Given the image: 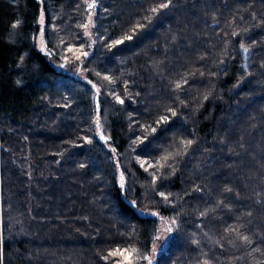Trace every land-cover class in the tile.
<instances>
[{
	"label": "trees",
	"instance_id": "trees-1",
	"mask_svg": "<svg viewBox=\"0 0 264 264\" xmlns=\"http://www.w3.org/2000/svg\"><path fill=\"white\" fill-rule=\"evenodd\" d=\"M164 2L98 0L92 30L97 42L82 65L101 90L97 96L73 68L59 67L61 50L52 31L55 26L65 41L79 45L73 37L83 36L76 28L87 19L83 0H0V264H112L100 255L117 246L149 255L159 225L142 209L159 211L168 221L180 213L179 230L154 264H196L202 253L215 257V264L264 260L260 253L248 255L255 244L241 246L235 233H224L243 224L241 234L256 241L264 230V0H172L170 8L150 12ZM41 9L45 40L57 53L52 57L36 47ZM137 23L144 27L133 40L112 52L97 39L122 38ZM111 91L125 103L117 104ZM97 101L107 142L97 134ZM161 115L169 123L155 138L134 143L147 135L143 126H156ZM186 139L195 143L169 162L175 175L168 168V178L154 187L153 169L145 172L136 157L155 163ZM157 192L171 193V205ZM217 201L231 211L221 206L200 216ZM248 211L250 217L242 215ZM193 238L199 245H192Z\"/></svg>",
	"mask_w": 264,
	"mask_h": 264
},
{
	"label": "snow or ice",
	"instance_id": "snow-or-ice-1",
	"mask_svg": "<svg viewBox=\"0 0 264 264\" xmlns=\"http://www.w3.org/2000/svg\"><path fill=\"white\" fill-rule=\"evenodd\" d=\"M42 2H43V0H41V3ZM83 3L86 6L85 11L88 13L87 19L83 23H77L76 24V28L78 30H82L83 36L80 37V36L74 35V37H73L74 39H79L81 41L79 43V45L65 41L62 36H59V32L61 30L56 28L55 26H53L52 31L57 34L58 43L56 45V48L61 50L60 59H61L62 63L59 64V67L62 69H68L70 67L73 68L75 70L74 74L85 79L87 81V83L89 85H91V87L93 89H95V92L98 96L100 94V91H101L100 88L97 87V85L95 83H93L91 80H87V78L83 75L85 72L89 71V69H87L86 67H82V65L85 64V61L90 59V56L92 55V53H90L89 50L92 49L97 42V40L93 39L92 30L97 28V24H96L95 20L93 19V17L95 15V10L98 7H100V4L98 3V0H83ZM171 6H172V0H166V2L150 8V12L155 14V13H158L159 11H161L163 9H168ZM79 7H80V5H77V8H79ZM104 11L107 12V9L105 8ZM253 19H255V17H253ZM18 24H19V21L14 23L12 25V27L16 28L18 26ZM38 24L40 25V29H39L40 47H39V50H40V52L44 53L46 56L52 57V56L56 55L57 53L48 48V42H46V40H45V27H44V25H45V11H44V9H41V11L39 13ZM143 27H144L143 24L137 23V24L133 25L132 34H125L122 38H117V39H112L110 36L107 39H105V37L103 35H100L99 37H97V39L103 42V46L106 48V50L108 52H112L113 49H116L118 46L124 44L125 41H132L135 33L138 30L142 29ZM244 31L247 32L248 29H244ZM231 35L237 36L238 33L233 31L231 33ZM255 44H256V42L253 41L252 45L255 46ZM240 49L244 53H248L250 51L249 46H246L243 41H241V43H240ZM201 59H203V57H201ZM22 60H23V57H21V61ZM221 63H224V62L221 61ZM261 67L264 68V64H262ZM95 74L97 77H101L100 72L97 71ZM200 75H204V73L201 72ZM249 75H250V73H249ZM102 79L104 81H107L108 84H115V82H116L114 78H112L108 75H104L102 77ZM17 83H19V81H17ZM183 83L186 84L187 80L183 79ZM175 87H176V89H181L182 84L176 83ZM108 95L112 96L117 104L123 105L125 103V100L122 99L120 95H117L114 91L109 92ZM128 95L130 96L131 94L129 93ZM209 95H210V93L204 95L203 99L207 100L209 98ZM179 104L182 106H186L184 100H179ZM96 110H97V116L95 117V124H96V128H97V134H99L101 140L107 142V140L110 138H106L103 135V132L101 131V124H100V119H99V115H98V113L100 111V105H99L98 101L96 102ZM166 111L170 112L173 117L177 115V111L171 107L167 108ZM168 123H169V117L167 115H161L155 121L156 126H151V125L143 126L144 131L147 133V135H145L143 137L138 136L136 138V141H134V143H136L138 141L139 144H144L145 141L149 140V136H152L153 138H155L157 131H158V128H160L162 125H167ZM149 128H150V132H149ZM82 139H84L85 143H88V144L92 143V140L88 137H82ZM179 143H180V149H178L175 152H169V151L163 152L159 156V158L156 159L155 163H150L148 160L141 159L140 156L136 157L137 163L140 165V167L145 172H148L149 169H153V172L151 173V183L154 187H156L158 185V181L162 182L163 180L168 178L167 175H165V172L168 168H172L171 175H175L176 169L173 168L169 162L171 160L175 159L177 156L183 155L185 152H187L188 148H190L195 143V141L192 139H186V140H181ZM221 143H223V141H221ZM110 150L113 153L116 152L115 148H111ZM80 167L83 168L84 165L81 164ZM120 167L121 166L119 164V161H117L116 162V169L119 172L118 183H119V187L121 189H124L125 185H126V178H125V173L123 171H120ZM157 172H159L160 174L157 175L156 174ZM200 190L201 189L198 186L194 189V191H196V192H199ZM224 191L226 193H231L232 189L230 187H225ZM157 195H159L161 197V199L165 205H171V199H170L171 193L157 192ZM237 200H239V193H237ZM132 203H133L134 207L137 204L136 201H133ZM221 206L228 209V211H231L230 205L223 203V201H217V203L214 207L206 209L203 212H200V216L201 217L206 216L208 214V212H215L216 209L221 207ZM141 211H144V210L142 209ZM150 215H152L154 217H159L160 213H159V211H152L150 213ZM242 215L250 217L252 215V212L248 211V212L243 213ZM179 216H180V213H176L175 216H173L169 221H167L168 226L164 228V233H166L167 235H157V236L153 237L154 243L152 246L151 254L144 255L135 246H128V247H124V248L117 246L114 249L108 250L107 255L101 254L100 259L104 260L106 262L111 260L112 264H138V260H141V259L146 261L147 264H154V261L156 259V253L164 247V245L167 242V239L170 237V235L174 231L179 230V228H178ZM161 219H163V217H161ZM236 219L240 220L241 217L237 216ZM243 227H244L243 224L239 225L238 227H233L230 225L229 227L224 229V233L225 234L235 233V236L237 237V240L241 246H252L255 244L256 246L252 247L251 252L248 253L249 256H251L252 253H260L261 255H264V230L261 231L258 239L256 241H254V239L252 238L251 235L241 234L240 229ZM159 231H160V229H157V232H159ZM204 235L206 237L208 236L207 233H204ZM223 239H224V237H221V240H223ZM209 240L211 241V237H209ZM211 242L216 244L221 249V251H223V245L220 243V241H211ZM227 242L230 245H235L237 243L236 240H232V239H229ZM191 243H192V245L196 246V245H199L200 241L193 238L191 240ZM202 255L205 258L202 260L198 259L196 264H215V259H216L215 257H209L208 253H202ZM235 259L240 260V259H242V257H236ZM256 264H264V260H259L256 262Z\"/></svg>",
	"mask_w": 264,
	"mask_h": 264
},
{
	"label": "rangeland",
	"instance_id": "rangeland-1",
	"mask_svg": "<svg viewBox=\"0 0 264 264\" xmlns=\"http://www.w3.org/2000/svg\"><path fill=\"white\" fill-rule=\"evenodd\" d=\"M36 47L39 49V47H40V34H39V32L37 33V35H36ZM70 70V72L74 75V76H77V75H75L74 74V69H69ZM84 76H85V73L83 74ZM77 77H80V76H77ZM81 78V77H80ZM152 211H156V210H153V209H145L144 211H139V213H141V214H147V215H150V213L152 212ZM161 217H163V219H161ZM157 218V220H158V225H159V229H160V231L158 232V235H167L166 233H164V228L165 227H167L168 226V224H167V219L164 217V216H162V215H160L159 217H156ZM168 240V239H167ZM154 243V242H153ZM153 243H152V245H151V250H150V254H151V252H152V246H153ZM160 250H162V249H160ZM159 250V251H160Z\"/></svg>",
	"mask_w": 264,
	"mask_h": 264
}]
</instances>
